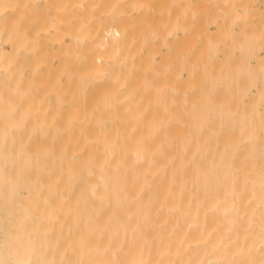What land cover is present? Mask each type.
I'll return each instance as SVG.
<instances>
[{
    "label": "bare ground",
    "instance_id": "6f19581e",
    "mask_svg": "<svg viewBox=\"0 0 264 264\" xmlns=\"http://www.w3.org/2000/svg\"><path fill=\"white\" fill-rule=\"evenodd\" d=\"M202 1L0 0V264H264V12Z\"/></svg>",
    "mask_w": 264,
    "mask_h": 264
},
{
    "label": "rangeland",
    "instance_id": "374dc122",
    "mask_svg": "<svg viewBox=\"0 0 264 264\" xmlns=\"http://www.w3.org/2000/svg\"><path fill=\"white\" fill-rule=\"evenodd\" d=\"M251 1H253V0H249V3L251 4ZM257 1V2H256ZM203 3H204V0L202 1ZM202 2L200 3V5H203L202 4ZM208 2V3H207ZM254 3V4H253ZM252 3V6H255V7H253L254 9H257V10H259L260 12H261V14H263V12H264V0H254V2ZM208 5V6H207ZM214 5H217L218 6V4H217V2H211V1H206V4H205V6H206V8L205 7H203V9L205 8V9H207V10H204L205 11V14L206 13H210V11H212L213 9H215L216 11H215V13H220V11H217L218 10V8H217V6H214ZM213 6V7H212ZM210 7V8H209ZM199 8V7H198ZM202 7L200 6V9H201ZM202 10V9H201ZM200 10V11H201ZM210 10V11H209ZM203 11V10H202ZM207 11V12H206ZM263 11V12H262ZM204 13V12H203ZM219 20H221L220 18H218ZM210 23H212L211 21H209ZM208 24L207 26H210V28H214L215 26H216V24L215 25H211V24ZM258 23V19H256L255 21H249L248 22V26L250 25L251 26V24L253 25V24H257ZM236 26H237V28H236ZM236 26H234V30H235V32H239L240 30L238 29V26L239 25H236ZM240 27V26H239ZM259 54V52H256V54ZM264 57V55H262L261 56V58H263ZM254 59H252V61H253ZM255 61V60H254ZM24 172H33V170L31 169V168H25L24 169ZM32 192V191H31ZM31 192L29 193L30 195H31ZM36 194V193H35ZM34 194V195H35ZM25 201H27V199L25 200ZM31 202H33V200L31 199ZM32 205H33V203H31ZM1 238V237H0ZM43 240H44V242L45 241H47L45 244H44V246L41 248V252H42V260H41V262H47V264H50V260H51V246H50V238L48 237H46V238H43ZM56 255L58 254L57 252L55 253ZM57 257H58V255H57Z\"/></svg>",
    "mask_w": 264,
    "mask_h": 264
}]
</instances>
